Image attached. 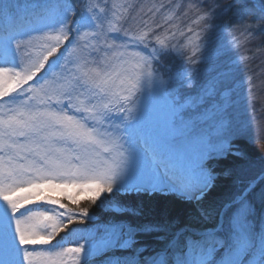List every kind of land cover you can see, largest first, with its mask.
<instances>
[{
    "label": "rangeland",
    "instance_id": "obj_1",
    "mask_svg": "<svg viewBox=\"0 0 264 264\" xmlns=\"http://www.w3.org/2000/svg\"><path fill=\"white\" fill-rule=\"evenodd\" d=\"M49 2L33 21L10 16ZM252 2L264 14V0ZM229 4L0 0V264H88L106 252L93 264H137L151 246L135 240L124 197L140 212L154 198L186 203L173 232L147 229L175 234L150 264H264V175L240 164L253 147L264 154V43L249 15L213 21ZM225 163L239 164L243 193L259 182V198L235 193L210 222L217 239L200 231L214 216L205 208L217 210L200 193ZM70 219L80 221L60 235L69 242L53 241Z\"/></svg>",
    "mask_w": 264,
    "mask_h": 264
},
{
    "label": "trees",
    "instance_id": "obj_2",
    "mask_svg": "<svg viewBox=\"0 0 264 264\" xmlns=\"http://www.w3.org/2000/svg\"><path fill=\"white\" fill-rule=\"evenodd\" d=\"M227 3L231 2V4L228 5V7H225L222 9V13L221 12H217L214 11V15H216V17H214L215 22H218L217 19H219V22L223 23L222 26H224L225 23L227 24H234L236 23V21H238L239 19H241L243 17V15H249L250 17H253L257 20H259L260 23V28L256 31V37L255 39H257V37L259 36L258 40H256V44L259 43L260 41L262 43H264V14L260 11L257 10L254 3L252 2V0H224ZM53 3L49 2L46 4V9L41 7V13L40 15H44V12L47 11L46 13L50 14L49 9L52 7ZM12 11L10 13L11 17H15L18 18L19 16L24 17L25 19H29V13H25L19 9L16 8H12ZM20 11V12H19ZM38 15L34 13V17H37ZM218 22V23H219ZM220 25V24H218ZM221 26V25H220ZM2 30V28H0V31ZM260 47V46H259ZM257 46V48H259ZM246 53L250 54L251 52L246 49ZM176 63V62H175ZM160 65L162 66V63H160ZM187 66H193L191 64H186ZM163 69H165L163 66L161 67ZM169 70V69H168ZM189 72V76H188V82H191L192 80V76L194 73H196L195 69L192 70H188ZM198 73H200V70L198 69ZM253 151L257 152L256 156H250L248 159H245L244 161H241L240 164L242 165V171L246 170L247 168H249V170L251 168L253 169L252 173L255 174H259L260 172L264 171V157L262 155V147L260 148V150L256 148H252ZM229 157V156H228ZM248 157V156H247ZM222 159V158H221ZM230 163V162H229ZM226 166L224 167V170L222 171V174H217V178H212L213 181H210L208 183V185H206V188H204V191H202L200 193V195H202V197L205 199V195H207L206 198V203L210 200L211 203V207L212 208H217L216 213L215 210H209L207 208H205L206 212H213L214 216L213 218L210 216V214L206 213V216L208 217V219L212 222L215 223L218 217V212L221 209V207L227 202V201H231L234 196L236 195L235 193H239L241 191V189H239L238 187V177L235 176V174H238L241 171V169L239 170L238 165L239 164H235L234 163L230 166H227V163H225ZM259 165V167L257 166ZM257 166V167H255ZM232 168V169H231ZM226 174V176H225ZM248 178V177H247ZM239 179H242L241 176ZM264 182L263 179H261L260 184ZM259 182L257 184V186L255 187V189L257 187L260 186ZM246 184H242V186H240L241 188L244 187ZM236 188V191L234 192V187ZM253 189V190H255ZM257 190H255L254 192H251L250 194L247 195V198L250 199H255V197H257L255 194ZM253 196V197H252ZM263 196L262 194L260 195V197ZM259 198V196L257 197ZM124 199L126 200L125 205L128 207H126V210H128L130 213V217L132 219V223L134 225L137 226V228H139L140 230L144 231H150L147 229H150V227H158L160 229H166L169 230L170 232H173L180 224V222L183 219V215H184V209H185V205L186 203L182 202V201H178L175 207H172L170 209H166L165 206H163L164 204V200L160 199L158 201H156V199H152V204L150 205H146L145 208L143 209L142 212L138 211L136 208L139 207V204H137V201L134 200V204L130 203V199L128 197H124ZM208 199V200H207ZM214 203V204H213ZM130 204V205H129ZM166 204V203H165ZM135 205V207H134ZM258 206V210L261 209V205H257ZM171 207V206H170ZM139 212L137 213L136 212ZM109 209H106L104 211L101 212V215L106 216L108 213ZM139 214V215H138ZM175 216V217H173ZM172 218H176V221H172ZM155 228V229H158ZM154 230V228L152 229ZM221 238L222 236L220 233H218L217 235V239ZM169 241L168 238H164L162 236H153L149 239H145L143 240V242L148 243V246H152V247H165V245L167 244V242Z\"/></svg>",
    "mask_w": 264,
    "mask_h": 264
},
{
    "label": "bare ground",
    "instance_id": "obj_3",
    "mask_svg": "<svg viewBox=\"0 0 264 264\" xmlns=\"http://www.w3.org/2000/svg\"><path fill=\"white\" fill-rule=\"evenodd\" d=\"M190 215L191 216L195 215L194 211H193V214H190ZM115 217H116L117 220H121V219L124 218L122 214H119V215H117ZM203 222H204V224H203V226H201L200 231L206 232V231H209V230L212 229L211 224L207 220H204ZM73 225L74 224H69L66 227V229H63L61 232H63V233L68 232ZM154 256H155V251H149L148 253H146V254H144V255H142L140 257V260H139L138 264H150Z\"/></svg>",
    "mask_w": 264,
    "mask_h": 264
},
{
    "label": "water",
    "instance_id": "obj_4",
    "mask_svg": "<svg viewBox=\"0 0 264 264\" xmlns=\"http://www.w3.org/2000/svg\"><path fill=\"white\" fill-rule=\"evenodd\" d=\"M151 234H149V235H141V236H143V237H147V236H150Z\"/></svg>",
    "mask_w": 264,
    "mask_h": 264
}]
</instances>
